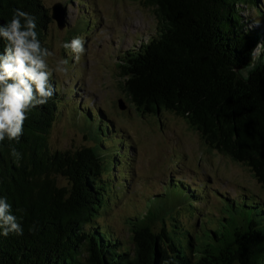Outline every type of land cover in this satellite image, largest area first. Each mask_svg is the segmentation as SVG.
Masks as SVG:
<instances>
[{
	"label": "trees",
	"instance_id": "1",
	"mask_svg": "<svg viewBox=\"0 0 264 264\" xmlns=\"http://www.w3.org/2000/svg\"><path fill=\"white\" fill-rule=\"evenodd\" d=\"M142 1L156 6L160 19L155 33L120 57L129 101L142 115L168 110L184 117L208 146L246 164L264 187V28L242 14V5L255 6L264 22V4ZM17 8L36 17L38 38L48 48L51 14L43 1L0 0V23ZM51 83L54 95L27 114L20 140L0 142V197L23 229L21 235H0V264H264V202L253 198H224V218L211 228L201 218L198 229L183 223L179 210L155 201L131 218L129 244L114 234L101 213L109 192L124 193L133 146L103 111L86 109L95 137L85 132L95 144L53 148L49 132L72 103L54 74ZM190 192L196 200L208 191L202 186Z\"/></svg>",
	"mask_w": 264,
	"mask_h": 264
},
{
	"label": "rangeland",
	"instance_id": "2",
	"mask_svg": "<svg viewBox=\"0 0 264 264\" xmlns=\"http://www.w3.org/2000/svg\"><path fill=\"white\" fill-rule=\"evenodd\" d=\"M42 1L49 14L56 3L65 9L68 26L59 28L50 17L46 42L54 53L48 58L50 65L61 58L68 61L67 71L54 73V77L69 93L72 108L67 104L66 109L74 113L71 117L64 111L57 118L48 135L51 146L74 151L95 144L89 137H95V131L85 120L86 109L94 114L103 111L127 146H133L127 154L129 174L124 193L118 197L116 192H109V203L101 213L100 221L108 224L114 234L129 244L131 218L145 213L146 205L157 201L179 210L176 216L188 226L194 224L195 229L200 227L201 218L211 221H205L207 228L224 218V198L264 202V187L251 169L208 146L184 117L168 110L142 115L129 101L125 78L120 75V57L155 33L160 19L156 6L142 0ZM242 14L250 17L248 23L264 28L263 15L255 6L242 5ZM77 36L84 38L86 48L78 62L62 46ZM119 99L127 109L120 108ZM171 179L184 185L174 187ZM67 182L59 178L61 185ZM202 186L208 192L194 200L190 191ZM194 205L197 208L189 212Z\"/></svg>",
	"mask_w": 264,
	"mask_h": 264
},
{
	"label": "clouds",
	"instance_id": "3",
	"mask_svg": "<svg viewBox=\"0 0 264 264\" xmlns=\"http://www.w3.org/2000/svg\"><path fill=\"white\" fill-rule=\"evenodd\" d=\"M36 28V17L19 8L9 21L0 23V38L4 43L0 52V142L20 140L27 114L37 106L46 105L54 95L53 74L67 71L66 59L49 64L48 58L54 53L42 45ZM62 46L70 50L77 62L86 53L84 38L80 36ZM259 48L258 45L253 51V60ZM11 154L17 159L21 155L14 147ZM9 233L21 235L23 229L7 198L0 197V235Z\"/></svg>",
	"mask_w": 264,
	"mask_h": 264
},
{
	"label": "water",
	"instance_id": "4",
	"mask_svg": "<svg viewBox=\"0 0 264 264\" xmlns=\"http://www.w3.org/2000/svg\"><path fill=\"white\" fill-rule=\"evenodd\" d=\"M51 17L56 20L59 28L66 27V15L65 9L61 4H54L51 8ZM119 106L122 109H127V104L123 101V99H119Z\"/></svg>",
	"mask_w": 264,
	"mask_h": 264
}]
</instances>
